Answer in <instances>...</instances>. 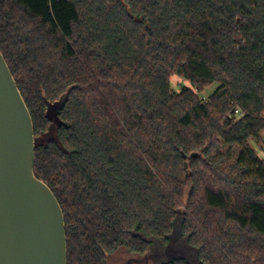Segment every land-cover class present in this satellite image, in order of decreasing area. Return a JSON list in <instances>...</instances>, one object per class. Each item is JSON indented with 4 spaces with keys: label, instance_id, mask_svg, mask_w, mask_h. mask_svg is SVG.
<instances>
[{
    "label": "trees",
    "instance_id": "16d2710c",
    "mask_svg": "<svg viewBox=\"0 0 264 264\" xmlns=\"http://www.w3.org/2000/svg\"><path fill=\"white\" fill-rule=\"evenodd\" d=\"M0 50L68 264H264V0H0Z\"/></svg>",
    "mask_w": 264,
    "mask_h": 264
},
{
    "label": "water",
    "instance_id": "95a60500",
    "mask_svg": "<svg viewBox=\"0 0 264 264\" xmlns=\"http://www.w3.org/2000/svg\"><path fill=\"white\" fill-rule=\"evenodd\" d=\"M35 159L33 118L0 50V264H68L64 212Z\"/></svg>",
    "mask_w": 264,
    "mask_h": 264
},
{
    "label": "rangeland",
    "instance_id": "374dc122",
    "mask_svg": "<svg viewBox=\"0 0 264 264\" xmlns=\"http://www.w3.org/2000/svg\"><path fill=\"white\" fill-rule=\"evenodd\" d=\"M171 83H172V89L174 92H180L184 86H187V87H190L196 90V87H194L189 80L181 76H178V75L172 76ZM218 86H219L218 82H213L212 84L208 85L202 92H200L199 96L202 99H208L215 92ZM251 145L254 146L258 150L260 148V145L256 141H251ZM260 155L264 156V153L260 152ZM129 259H130V255L128 254L126 249L121 248L116 253L110 256L109 264H127Z\"/></svg>",
    "mask_w": 264,
    "mask_h": 264
}]
</instances>
